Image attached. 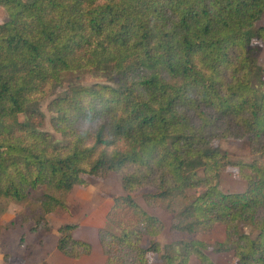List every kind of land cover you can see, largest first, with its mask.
I'll return each mask as SVG.
<instances>
[{
    "label": "trees",
    "instance_id": "obj_1",
    "mask_svg": "<svg viewBox=\"0 0 264 264\" xmlns=\"http://www.w3.org/2000/svg\"><path fill=\"white\" fill-rule=\"evenodd\" d=\"M0 6V216L11 201L26 204L0 232L33 223L44 241L48 215L69 211L76 186L115 172L123 192L97 230L105 264H149L154 253L163 264H217L211 254L220 253L264 264V0ZM94 73L105 81L84 83ZM225 139L247 141L253 159H233L218 144ZM232 166L241 191L221 187ZM143 188L147 208L136 198ZM156 209L179 239H156L165 228ZM216 225L223 240L195 234ZM76 227L61 223L57 244L80 259L93 245Z\"/></svg>",
    "mask_w": 264,
    "mask_h": 264
},
{
    "label": "rangeland",
    "instance_id": "obj_2",
    "mask_svg": "<svg viewBox=\"0 0 264 264\" xmlns=\"http://www.w3.org/2000/svg\"><path fill=\"white\" fill-rule=\"evenodd\" d=\"M7 19V11L4 9V7L0 6V22H3ZM259 23L264 24V17ZM257 44L262 49L260 63L264 68V43L260 41ZM105 76V73L88 74L85 76L83 81L84 83H91L97 80L105 81ZM56 91L58 93L62 91V88L58 87L56 88ZM46 106L47 99L43 100L42 109L47 116L46 129L53 131L49 123L50 114L47 111ZM56 136H58V134H56ZM218 144L222 149L229 152L231 157L235 160L251 161L254 157L250 152L247 141L225 139L220 140ZM220 184L225 191H241L246 187L245 180L239 178L238 169L234 166L230 167L225 173L222 174ZM146 190H149V188H143L136 193L137 200L144 207H146V204L144 203L142 194ZM122 192L123 187L120 175L115 172H111L104 178L91 176L89 177L88 186H76L68 195L69 211L65 213H52L48 215V221L50 225L54 227V232L45 235L44 240H46L45 242L48 244V248L51 249L55 245L57 239L56 236H58L57 227L63 222H74L77 225L74 235L91 242L93 245V253L90 256H87V258H81L80 260L65 258L68 261H63L62 259L65 256L59 252L61 258L56 259L53 257L51 260L46 259L44 260V263L42 262L41 264H76V261H80V264H93L91 260H94L97 263V260L100 258L99 255H102L104 258V254L98 239L97 230L100 226L106 224V213L112 205L113 196ZM25 208L26 204L24 202L18 203L11 201L8 208L0 216V223L15 218L16 214L23 212ZM151 211L159 215L165 225L163 232L158 237H156V239H158L162 245L175 241L181 237L180 235L173 234L170 231L171 216L167 212L162 209ZM31 224L33 223H29L28 225ZM29 228L30 227H28V229ZM23 232L24 229L20 227L17 230L15 229L12 231V236L7 237V235H5L7 239L4 242L0 241L1 249L9 253H17V251L19 252L18 242ZM195 234L197 237L203 238L209 242L223 240L225 238V227L222 225H217L212 230L199 228ZM33 237L36 238L35 242H40V237L37 234H34ZM55 248H57V244ZM211 256L217 264H235L232 253L211 254ZM149 264H163L160 259V254H151ZM190 264H200V262L193 258Z\"/></svg>",
    "mask_w": 264,
    "mask_h": 264
},
{
    "label": "crops",
    "instance_id": "obj_3",
    "mask_svg": "<svg viewBox=\"0 0 264 264\" xmlns=\"http://www.w3.org/2000/svg\"><path fill=\"white\" fill-rule=\"evenodd\" d=\"M20 227L24 229V232L22 233V235H24V242L22 244H20L21 237H22V235H21L20 240L18 242L19 252L18 251H17V253L5 252L0 247V264H11V263H14V264H39L40 263L41 264L42 262L44 263V260H46V259L51 260L53 257L56 259L61 258L59 255L60 250L59 249H58L59 251L57 250V248H58V244H57L58 236L55 235L57 237L55 245H54V247H52L50 249L47 246L48 244L45 242L46 240H44L42 242H35L36 238L33 237L34 234H32L30 232V230L28 229V227H30V225L27 224V225H23ZM20 227H17L14 229H3L0 233V241L4 242L8 236L13 235L12 231H14L15 229L17 230ZM52 232H54V227H53ZM5 235H7V237ZM27 237L29 240L27 239ZM56 244H57V248H55ZM92 253H93V251H92ZM6 254L10 255L9 260L5 259ZM90 255L83 256L82 258H87V256H90ZM63 256H65V255H63ZM99 256H100V258H99V260H97V263L94 260H91V262L93 264H102V263L105 264V259H106L105 255H104V258L102 257V255H99ZM65 258L72 259V260L74 259V258H69V257L65 256L62 260L68 261ZM76 262H77L76 264H80V261H76ZM85 264H87V263H85Z\"/></svg>",
    "mask_w": 264,
    "mask_h": 264
}]
</instances>
